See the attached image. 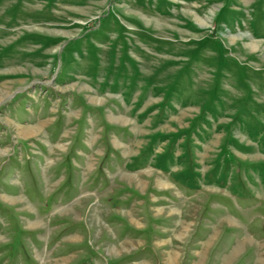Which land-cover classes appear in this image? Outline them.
Returning a JSON list of instances; mask_svg holds the SVG:
<instances>
[{
  "label": "rangeland",
  "instance_id": "obj_1",
  "mask_svg": "<svg viewBox=\"0 0 264 264\" xmlns=\"http://www.w3.org/2000/svg\"><path fill=\"white\" fill-rule=\"evenodd\" d=\"M0 264H264V0H0Z\"/></svg>",
  "mask_w": 264,
  "mask_h": 264
},
{
  "label": "bare ground",
  "instance_id": "obj_2",
  "mask_svg": "<svg viewBox=\"0 0 264 264\" xmlns=\"http://www.w3.org/2000/svg\"><path fill=\"white\" fill-rule=\"evenodd\" d=\"M34 131H37L38 129L36 128V129H33ZM26 131H28V130H26ZM38 133V132H37Z\"/></svg>",
  "mask_w": 264,
  "mask_h": 264
}]
</instances>
